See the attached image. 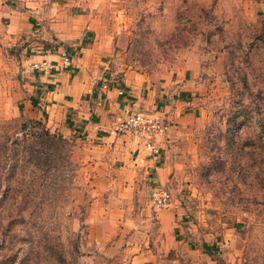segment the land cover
I'll return each instance as SVG.
<instances>
[{
    "label": "rangeland",
    "instance_id": "obj_1",
    "mask_svg": "<svg viewBox=\"0 0 264 264\" xmlns=\"http://www.w3.org/2000/svg\"><path fill=\"white\" fill-rule=\"evenodd\" d=\"M96 13L111 77L132 67L166 81L188 55L200 58L192 150L167 184L178 236L169 247L152 191L114 198L111 156L68 138L55 169L49 147L37 152L34 121L51 130L48 114L23 111L29 76L11 40L0 67V264H132V240L155 258L136 264H264V0H100Z\"/></svg>",
    "mask_w": 264,
    "mask_h": 264
},
{
    "label": "crops",
    "instance_id": "obj_2",
    "mask_svg": "<svg viewBox=\"0 0 264 264\" xmlns=\"http://www.w3.org/2000/svg\"><path fill=\"white\" fill-rule=\"evenodd\" d=\"M99 3L100 0H0V67L5 63L4 51L8 50L4 45L15 41L11 43L20 45L24 72L29 76L17 97L25 107L23 111L31 112L35 99L37 108L45 107L51 131L81 141L92 149L94 157H112L114 161L109 165L119 172L111 180L119 188L114 198L122 202L144 201L155 185L167 186L175 180L182 159L191 153V146L184 141H192L189 123L197 119L201 109L196 97L205 83L200 77V58L188 55L185 65L168 73L166 81L132 67L121 79L111 77L108 62L103 60L109 49L104 47L100 34L102 27L96 13ZM29 33L33 34L32 43L25 42V34ZM63 53L71 56L67 67L63 66ZM45 60L47 66L33 68L34 63ZM38 90L42 92L37 94ZM140 110L158 112L172 123L162 140L160 162L146 157L137 140L116 131L122 118ZM176 208H162L158 213L167 218L161 231L169 247L178 236L169 220ZM123 212L125 220L131 221L130 212ZM130 243L132 264L155 259L150 249L141 251L137 241ZM131 248L124 249V258Z\"/></svg>",
    "mask_w": 264,
    "mask_h": 264
},
{
    "label": "built area",
    "instance_id": "obj_3",
    "mask_svg": "<svg viewBox=\"0 0 264 264\" xmlns=\"http://www.w3.org/2000/svg\"><path fill=\"white\" fill-rule=\"evenodd\" d=\"M63 66L71 63V56L63 53ZM48 62L34 63L33 68L47 66ZM123 93V90H120ZM172 123L162 114L150 111H135L122 118L117 129L126 135L133 136L138 144L142 145L146 155L157 160L162 154L163 137L170 131ZM151 197L156 208H170L173 206V194L171 189L165 185H155Z\"/></svg>",
    "mask_w": 264,
    "mask_h": 264
},
{
    "label": "trees",
    "instance_id": "obj_4",
    "mask_svg": "<svg viewBox=\"0 0 264 264\" xmlns=\"http://www.w3.org/2000/svg\"><path fill=\"white\" fill-rule=\"evenodd\" d=\"M34 104L37 103V101L34 99ZM35 126L40 129L38 132L35 133L36 137V144L38 147L37 152H43V147H49L52 150V166L53 168L57 169L59 168V163H58V155L60 156V147L65 145L69 146L70 141L68 138L64 137L61 133L59 132H52L49 128L46 126L42 125V122L40 120H35L34 121ZM67 170L75 168V160L73 157V152L72 149L69 147L67 149ZM51 153V152H50Z\"/></svg>",
    "mask_w": 264,
    "mask_h": 264
}]
</instances>
